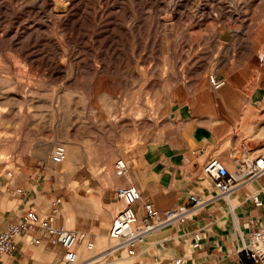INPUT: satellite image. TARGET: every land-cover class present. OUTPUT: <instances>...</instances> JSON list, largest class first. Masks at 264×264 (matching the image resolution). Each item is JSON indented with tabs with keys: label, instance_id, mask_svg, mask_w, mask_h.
Masks as SVG:
<instances>
[{
	"label": "rangeland",
	"instance_id": "374dc122",
	"mask_svg": "<svg viewBox=\"0 0 264 264\" xmlns=\"http://www.w3.org/2000/svg\"><path fill=\"white\" fill-rule=\"evenodd\" d=\"M17 38L24 44L10 47ZM212 77L241 89L235 105L259 142L246 147H263L264 0H0V228L16 206L3 187L10 171L58 185L55 198L124 186L119 159L131 170L146 151L179 145L195 108L198 122L215 117ZM67 143L80 152L68 173L52 159ZM226 147L233 163L244 149L216 154ZM89 241L80 264L134 263L108 256L109 236L93 250Z\"/></svg>",
	"mask_w": 264,
	"mask_h": 264
},
{
	"label": "crops",
	"instance_id": "0c3cea01",
	"mask_svg": "<svg viewBox=\"0 0 264 264\" xmlns=\"http://www.w3.org/2000/svg\"><path fill=\"white\" fill-rule=\"evenodd\" d=\"M219 91L220 94L214 95L213 99L216 110L208 114H214L215 117L198 122L195 108L193 116L185 122L179 133V145H170L161 152L146 151L143 159L138 160V165L131 168L129 179L117 175L121 184L134 183L139 187L142 200L136 209L140 214L146 202L152 203L159 211H165L187 203L193 194L214 196L213 180L203 172L205 164L215 157L229 168H235L229 157V147L219 154H216V150L238 142L244 146L259 143L248 139L243 122L245 117L235 105L241 89L226 84ZM226 105L231 106L228 117L218 119L216 114L223 115ZM219 106L223 108L221 111L217 110ZM9 173L13 181L4 183L3 187H7V195L13 197L16 206L5 213L0 230L10 219L19 217L29 209H36L43 216L49 215L51 201L60 195L59 186L49 180L34 183L30 178L23 179V172L17 177L13 171ZM18 189H22L23 193H19ZM117 189L118 186L112 185L103 189L96 186L86 198L84 194L66 187L63 197H57L62 198V203L56 224L78 230L84 235L78 249L85 239L95 244L98 239L109 236L113 219L117 215L113 210L118 207L120 211L124 207V203L117 198ZM254 193L264 198V177L233 192V204L216 197L206 206L190 213L185 223H170L152 232L138 249L137 256L128 257L134 260L133 264H173L179 257L183 258V264H252L239 249L242 244L241 235L250 230L249 218L264 221V206L257 208L251 200ZM197 231L202 233V240L199 248H194V234ZM32 236L41 239V243L33 244L29 235L22 236L19 238L18 251L11 256H0V264H63L64 250L51 241L49 234L37 231ZM101 244L98 243V246ZM110 251L109 257L115 253L128 255L126 251H117L113 247ZM84 253L79 252V264ZM106 264L131 263L121 258Z\"/></svg>",
	"mask_w": 264,
	"mask_h": 264
},
{
	"label": "built area",
	"instance_id": "2783aa9c",
	"mask_svg": "<svg viewBox=\"0 0 264 264\" xmlns=\"http://www.w3.org/2000/svg\"><path fill=\"white\" fill-rule=\"evenodd\" d=\"M211 81L215 89L225 85L224 80L216 77H212ZM67 158V148L59 145L53 154V162L63 164ZM234 166V170L231 171L220 159L211 158L205 164L203 172L213 180L215 195L205 197L193 194L187 203L165 211H159L152 203L146 202L140 214L136 209L142 200L139 187L134 183L118 187L116 195L124 203V207L114 217L109 231L110 240L116 242L113 248L117 251L124 250L133 258L137 256L138 249L146 242L149 234L170 223H185L190 213L206 206L216 197L224 198L229 204H233L231 198L233 192L264 177V146L258 150L244 146L243 151L235 157ZM115 171L118 176L130 178V166L124 159L116 162ZM18 192L23 193V190L18 189ZM251 200L257 208L264 206V198L257 193L251 195ZM61 203L62 198L53 199L51 213L47 216L41 215L36 209H29L19 217L10 219L0 230V256L15 254L18 251L19 238L25 235L30 236L31 243L40 244L41 239L32 236V233L42 231L49 234L54 244L63 248V264H79L78 247L84 235L78 230L56 224ZM248 225L250 230L247 234L241 235L242 244L239 252L245 254L252 264H264V221L258 222L250 217ZM194 237L193 247L199 248L202 233L197 231ZM94 246V242L91 241L87 244L89 250H93ZM173 264H183V258H177Z\"/></svg>",
	"mask_w": 264,
	"mask_h": 264
},
{
	"label": "bare ground",
	"instance_id": "6f19581e",
	"mask_svg": "<svg viewBox=\"0 0 264 264\" xmlns=\"http://www.w3.org/2000/svg\"><path fill=\"white\" fill-rule=\"evenodd\" d=\"M74 0H66V2L68 3V4H71L72 2H73ZM18 38L16 39V40H14V41H12V43L10 44V47H16V46H21V45H23L24 43L21 41V42H18ZM28 49H29V45H27L26 46ZM18 50L21 52V54H20V56H24L25 57V54H24V50L23 49H21V48H18ZM142 112L141 113H139V112H137V113H139V114H135L136 116H134V118H132V122H133V124H135L136 125V123H137V121H141L143 118H144V112H143V110H141ZM131 119V118H130ZM116 123V122H115ZM135 125H133V126H135ZM65 146H66V148H67V151H68V159L66 160V162H64V166H66L68 169H67V173H68V171H70V168L73 166V165H75V163L77 162V159H78V157L80 156V152L78 151V150H74V149H72L69 145H68V143L67 144H65ZM76 151H78L79 153L77 154L76 153ZM77 155H79L78 157H77ZM80 158V157H79ZM80 161V160H79ZM78 166V165H77ZM79 167V166H78ZM75 168H76V165H75ZM64 170H65V168H63ZM75 170V169H74ZM74 170H73V172H74ZM71 173V172H70ZM66 174V173H65Z\"/></svg>",
	"mask_w": 264,
	"mask_h": 264
}]
</instances>
